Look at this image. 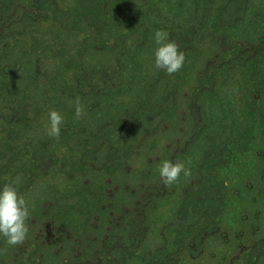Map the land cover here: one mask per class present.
<instances>
[{"label":"rangeland","instance_id":"obj_1","mask_svg":"<svg viewBox=\"0 0 264 264\" xmlns=\"http://www.w3.org/2000/svg\"><path fill=\"white\" fill-rule=\"evenodd\" d=\"M164 159L191 175L165 186ZM10 178L29 231L0 264H264V0H0Z\"/></svg>","mask_w":264,"mask_h":264},{"label":"clouds","instance_id":"obj_2","mask_svg":"<svg viewBox=\"0 0 264 264\" xmlns=\"http://www.w3.org/2000/svg\"><path fill=\"white\" fill-rule=\"evenodd\" d=\"M155 49L153 51L154 66L163 69L168 74L178 72L184 65L185 53L179 45L169 38L164 29H156L153 33ZM75 116L79 119L84 114V107L79 98L75 101ZM64 117L56 109L48 113L47 134L59 137ZM158 172L165 186H170L183 175H191V169L183 161L164 159L160 162ZM29 206L25 196L19 191L18 179L10 178L0 184V236L6 239L9 245L21 244L29 231L28 228Z\"/></svg>","mask_w":264,"mask_h":264}]
</instances>
